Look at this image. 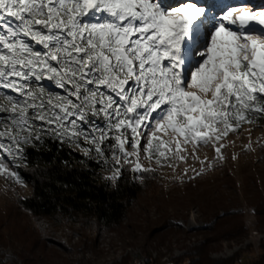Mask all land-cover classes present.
Returning <instances> with one entry per match:
<instances>
[{
	"label": "snow or ice",
	"instance_id": "1",
	"mask_svg": "<svg viewBox=\"0 0 264 264\" xmlns=\"http://www.w3.org/2000/svg\"><path fill=\"white\" fill-rule=\"evenodd\" d=\"M213 9L0 0V175L24 186L27 150L48 140L112 183L125 171L143 182L153 160L184 161L189 144L197 160L201 144L223 159L229 132L264 119V8L213 0Z\"/></svg>",
	"mask_w": 264,
	"mask_h": 264
},
{
	"label": "rangeland",
	"instance_id": "2",
	"mask_svg": "<svg viewBox=\"0 0 264 264\" xmlns=\"http://www.w3.org/2000/svg\"><path fill=\"white\" fill-rule=\"evenodd\" d=\"M181 2L186 0H161L167 8ZM243 3L254 10L264 8V0H243ZM202 4L211 7L209 0H202ZM250 138L251 149H246ZM219 143L225 145L221 148L223 159H214L211 144H201L195 148L197 160L193 145L189 144L187 153H181L184 161L174 152L167 153V160L162 159L163 167L153 160L151 166L157 170L149 174L154 182L145 188L125 222L110 226L90 220L75 222L64 216L38 219L21 205V200L32 194V186L25 180L22 186L0 175V252L13 257L18 264H144L147 259L161 264H189L190 258L197 257L205 241L202 230L212 218L207 219L197 204L184 206L181 202L193 192L215 193L221 188L226 196L234 193L240 197L238 203H230L228 210L241 213L237 222L243 220L246 232L241 240L216 244L217 250L210 255L216 259L238 256L242 264H247L264 251V230L258 228L256 205L247 198L252 194L249 191L261 190L259 203L264 207V123L248 124L235 133L229 132ZM205 157L207 160L201 165L200 160ZM208 161H213L211 167ZM141 162L145 167L150 163L143 156ZM254 172L260 188L252 189L250 176ZM228 173L233 182H229L231 177L226 178ZM205 194L210 193H204L199 202L207 199ZM163 217H170V226L163 228L160 223Z\"/></svg>",
	"mask_w": 264,
	"mask_h": 264
},
{
	"label": "trees",
	"instance_id": "3",
	"mask_svg": "<svg viewBox=\"0 0 264 264\" xmlns=\"http://www.w3.org/2000/svg\"><path fill=\"white\" fill-rule=\"evenodd\" d=\"M262 123L264 119L255 123H245L241 127ZM27 152L29 166L19 171L23 180L27 181L33 190L29 197L21 200V205L38 219L64 216L75 222L90 220L106 226L121 224L128 218L145 188L154 182L152 174H144V180L141 182L134 178L136 174L131 171H125L115 183L107 181L104 179L107 171L105 168L94 161L86 160L81 153L67 146L58 149L57 142L51 140L46 141L45 146L37 149L29 148ZM254 175L256 172L250 176L253 183L251 188H260ZM227 177H231L230 173L226 175ZM233 181L231 177L229 182ZM218 190L215 193L199 191L194 194L193 192L187 200L181 202L184 206L197 204L198 209L202 213L204 211L207 219L212 218L210 224L202 230L205 233V241L200 246L197 257L190 258L189 264H238L239 262L242 264V259L238 256L216 259L210 255L211 251L217 250L216 244L228 240H241L246 232L243 220L239 224L237 222V219L242 217L241 213L228 210L230 203L231 205L238 203L240 197L234 193L226 196L223 189ZM204 193L210 194H205L207 199L199 202ZM262 193L261 190L249 191L251 196L247 198L255 203L258 228L264 230V207L259 203ZM220 211L224 213L220 215ZM170 220V217L160 218L163 228L170 226ZM0 264L18 263L13 257L0 252ZM144 264L161 263L147 259ZM247 264H264V251Z\"/></svg>",
	"mask_w": 264,
	"mask_h": 264
},
{
	"label": "bare ground",
	"instance_id": "4",
	"mask_svg": "<svg viewBox=\"0 0 264 264\" xmlns=\"http://www.w3.org/2000/svg\"><path fill=\"white\" fill-rule=\"evenodd\" d=\"M254 1L256 2L257 0H253V2H254Z\"/></svg>",
	"mask_w": 264,
	"mask_h": 264
}]
</instances>
